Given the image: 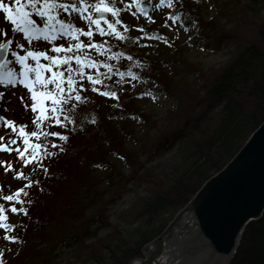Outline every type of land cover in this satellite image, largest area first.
<instances>
[{
  "label": "trees",
  "instance_id": "trees-1",
  "mask_svg": "<svg viewBox=\"0 0 264 264\" xmlns=\"http://www.w3.org/2000/svg\"><path fill=\"white\" fill-rule=\"evenodd\" d=\"M259 1L262 15L247 18L241 32H231L237 49L225 65L207 73L201 65L185 62L187 69L200 77V86H178L180 105L167 126L136 148L127 146L136 139L126 115H143L134 101V91L123 88L118 92L117 105L127 112L119 124L116 119L120 114L114 108L103 111L90 90L86 93L88 103L79 106L85 114L80 121L84 128L75 132L69 129L63 153L52 150L57 155L46 162L49 175L33 172L31 167L24 170L26 176L33 180L39 177L42 183L29 189L28 197H22L32 203L25 204L27 216L19 214L18 223L10 222L23 227L9 233L18 235L20 242L10 254L5 253L3 264H73L62 258L65 249H79L76 258L81 259L80 264H129L144 256V245L167 226L264 120V0ZM199 4V0H181L177 8L182 5L185 10L181 12L185 26L197 23L202 33L207 28L219 34L213 19L203 20ZM148 25V32L155 29L153 23ZM170 43L181 54V48ZM115 44L113 51L124 52L134 60L121 58L114 66L125 70L137 63L135 66L145 69L143 75L155 80L160 90L175 83L161 61L141 54L139 45L127 41ZM92 54L96 59L104 58ZM85 87L89 88L87 83ZM93 114L95 123L90 122ZM176 147V163L164 177L138 172L131 176L112 159L113 153L132 158L133 170L139 171L144 167L140 154L155 157ZM132 178L152 184L153 190L126 211L123 218L132 228L125 231L111 224L109 208L121 198ZM105 228L112 230L102 239L99 233ZM229 264H264V213L247 224Z\"/></svg>",
  "mask_w": 264,
  "mask_h": 264
},
{
  "label": "snow or ice",
  "instance_id": "snow-or-ice-1",
  "mask_svg": "<svg viewBox=\"0 0 264 264\" xmlns=\"http://www.w3.org/2000/svg\"><path fill=\"white\" fill-rule=\"evenodd\" d=\"M177 2L178 0H159L153 8L151 0H0V14H3L4 21L10 25V32L17 34L8 38L9 30L0 29V36L7 38L0 39V88L8 90L19 86L26 89L27 95L21 97V102L26 111L30 109L34 114L31 131L28 130V124H17L0 115V127L10 130L7 139L0 136V153L15 152L16 159L21 164V170L16 172L15 178L28 181L23 187L7 195L2 194L3 187L0 186V200L5 202L0 203V229L5 232L6 241L20 242L18 235L9 233L23 227L5 223L9 220L7 214L27 216L28 208L25 204L30 205L32 201L24 198L29 196V189L42 183L39 177L33 180L26 176L24 169L31 167L33 172L39 170L44 176H48L46 162L53 159L57 152L65 151L64 144L69 140V129L72 132L83 130L84 124L80 121L85 114L79 111V106L88 103L86 93L89 88L85 84L91 86V91L119 102L118 92L123 91L124 87L121 81L127 77L129 79L125 82L136 87L133 81L138 83L141 79L131 69L126 72L119 69L114 71V65L110 61L121 58L133 61V56L125 57L124 52L113 51L107 39L97 42L94 37H112L140 47L151 46L140 44L141 40H158L169 44L167 37L157 32L149 33L144 26L134 28L141 33L140 36L131 37L128 34L131 29L123 22L121 14L130 13L138 19L143 16L152 24L155 19L150 13L156 9L168 8L170 11L166 13L163 26L171 31L177 24H183L181 12L185 10L182 5L176 8ZM133 6L136 9L134 12ZM74 17H78L87 30L78 26ZM81 37L87 38V43ZM40 41L47 42L50 47L36 50L34 42ZM58 41L66 42L67 47L65 43H57ZM93 52L104 58H94ZM101 68L105 71H101ZM114 76L120 77L114 82L116 87L108 83ZM4 95L0 91V102H3ZM144 95L151 93L142 92L141 96ZM152 99L155 100L156 96L152 95ZM90 122H96L94 114ZM51 128L63 131H49ZM53 149L57 152L52 151ZM0 166L4 167L6 173L15 171L11 162L0 161ZM5 204L8 206L5 207ZM4 256L5 252L0 250V264H3Z\"/></svg>",
  "mask_w": 264,
  "mask_h": 264
},
{
  "label": "rangeland",
  "instance_id": "rangeland-1",
  "mask_svg": "<svg viewBox=\"0 0 264 264\" xmlns=\"http://www.w3.org/2000/svg\"><path fill=\"white\" fill-rule=\"evenodd\" d=\"M199 1L203 20L208 21L213 19L216 24V31H218L219 34L211 33V31L207 28L204 29V33H202L197 23L185 26L184 14H182L183 24H177L176 27L170 31L168 28L163 26L166 13L170 10L168 8H162L156 9L154 12L150 13L155 19V23H153L155 29H150L151 31H149V33L157 32V34L167 37L171 46L158 40L140 41V44L151 45L150 47H140L141 54L147 55L152 59L160 60L164 71H166L168 75L172 77V80L175 81L169 89L160 90L159 84L155 80L149 81V78L143 75L144 72H147L145 69L140 70L141 68L135 66L137 63H132V66L130 65L125 70L114 66V71L119 69V71L126 72L131 69L140 76L141 79L138 83L133 81V83H136V87H132L130 84L125 82L129 79L127 77H125V80L121 81V83L124 85L123 88L134 91V101L143 115H126V110H124L121 105H117V101L115 99H110L91 91V86L88 85L91 96L101 102L100 105L103 111L114 108L115 112L120 114L116 119L118 122L117 124H119L122 121V117L126 115L130 127L134 129L136 142H138L137 145H135L136 142L134 140L128 141L127 146L129 148H136L134 146H138L147 139L156 136L161 130H163L164 127L167 126L169 118L176 112L180 105L177 93L178 86H200V77L197 73L189 71L185 62L188 61L196 65L199 64L207 73L216 71L235 55L237 43L234 39H231V32H241L240 30L244 29L247 18L254 17L257 19L263 13L259 0ZM125 2H130V0H125ZM158 2L159 0H151L153 8H155V5ZM180 4L181 0H178L176 8L179 7ZM194 5H197V3ZM120 6L122 7V5ZM135 10V6H133L132 11L134 12ZM121 19L129 26L131 29L130 32L136 34V36H140L141 33L134 30L135 27L144 26L145 28L149 26L147 20L143 16H140L138 19L130 13H122ZM74 22L78 26L84 27L85 30H87L86 25H84L78 17H74ZM168 22L171 24L170 20ZM185 28H187V31H185ZM0 29L9 30L8 38L17 35L10 32V25L4 21L3 14H0ZM0 39L7 38L0 36ZM81 39H84L87 43V38L81 37ZM94 39L97 42H102V40L107 39L110 46H116L115 43H118L119 41L112 37L101 38L98 35L95 36ZM20 42L25 43L26 47L28 46L23 40ZM170 42H175V44L181 48V54L175 50L176 46L172 45ZM57 43H65V47H67V43L64 41H58ZM34 47L36 50H46L50 47V45L47 42L40 41L34 42ZM94 54L96 56L98 55L95 52ZM116 62V60L110 61L113 65H116ZM100 70L105 71L103 68ZM119 79V76H114L113 80L108 82L116 87L114 82ZM0 91L5 93L2 98L3 102H0V115L4 116L7 120L16 122L17 124H28V130H33L31 122L34 114L30 109L26 111L24 104L21 102V97L27 95V90L18 86L15 89L8 90L0 88ZM142 92H150L151 95L141 96ZM152 95L156 96L155 100L152 99ZM9 132V129L0 127V136H5L7 139ZM176 155L177 147L166 154L157 155L155 157H150L148 153H144L143 155L140 154V157L142 156L141 160L144 167L142 166L139 171L133 170L131 165L133 161L132 158L125 159L123 156L113 153L112 159L121 166L126 174H132L131 176L138 172L139 174L147 173L150 175L152 174V176L164 177L169 173L170 168H172L176 163ZM178 159L180 160V158ZM0 161L11 162L12 167L15 170L6 173L4 167L0 166V186L3 187L2 194L7 195L20 187H23L27 180H18L15 178L16 172L21 170V164L17 161L15 152H12L11 154L0 153ZM129 182L130 183L125 188L121 198L113 203L109 208L111 224L113 226H119L120 229L125 231L132 228L123 218L126 211L133 205L137 204L143 197H146L150 191L153 190L152 184L147 182L134 178L129 180ZM0 203L5 202L0 200ZM7 206L8 205L5 204V207ZM7 215L9 216V220L5 221V223H18L20 220V215L11 213H8ZM111 230V228L102 229L99 233V237L103 239V237L109 234ZM4 236V230L0 229V250L10 254L15 250V248H17V245L16 243L6 241ZM76 251L78 253L80 250L65 249L61 252L62 258L66 261L72 262L73 264H80L81 259L79 258L78 260V258H76Z\"/></svg>",
  "mask_w": 264,
  "mask_h": 264
},
{
  "label": "water",
  "instance_id": "water-1",
  "mask_svg": "<svg viewBox=\"0 0 264 264\" xmlns=\"http://www.w3.org/2000/svg\"><path fill=\"white\" fill-rule=\"evenodd\" d=\"M264 213V120L129 264H229Z\"/></svg>",
  "mask_w": 264,
  "mask_h": 264
}]
</instances>
